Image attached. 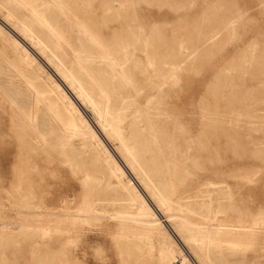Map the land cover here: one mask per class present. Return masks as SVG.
I'll return each instance as SVG.
<instances>
[{"label":"rangeland","instance_id":"rangeland-1","mask_svg":"<svg viewBox=\"0 0 264 264\" xmlns=\"http://www.w3.org/2000/svg\"><path fill=\"white\" fill-rule=\"evenodd\" d=\"M65 1L70 12L64 16L38 9L63 38L64 65L72 69L76 54L96 55L72 24L81 18L132 73L134 86L122 87L99 62L89 64L91 76L123 103L121 132L134 149L147 151L141 164L152 166L159 157L157 164L169 167L165 173L180 174L156 181L184 182L182 188L207 181L234 187L237 214L260 219L263 233L246 256L224 251V260L264 264V0ZM0 4V17H8L11 5ZM13 55L0 37V264H166L156 233L151 243L119 238L118 220L103 212H131L129 198L119 192L117 180L95 173L105 170L83 152L81 140L69 139L36 103L26 66L13 71L4 64ZM150 98L159 115L141 122L136 110L145 111ZM81 108L91 120L90 108ZM167 112L172 116H164ZM29 115L49 141L47 153L24 129ZM150 123L158 131L155 144L149 142ZM138 134L145 144L137 142ZM108 144L120 147L115 139ZM91 206L98 211L90 213ZM162 224L181 248L172 227ZM178 256L175 264H182Z\"/></svg>","mask_w":264,"mask_h":264},{"label":"bare ground","instance_id":"bare-ground-1","mask_svg":"<svg viewBox=\"0 0 264 264\" xmlns=\"http://www.w3.org/2000/svg\"><path fill=\"white\" fill-rule=\"evenodd\" d=\"M36 1L41 3L37 4ZM6 2L11 5L12 11L8 12V17H0V37L9 43L14 55L10 61L4 58L3 62L13 71L21 69L22 64L26 66L29 70L26 85L34 90L36 103L44 105L52 122L69 139L81 140L83 152L89 153L93 164L105 170L95 173L101 172L105 177L117 180L119 192L129 198L131 212H103L107 218L118 220L119 238L151 243L152 236L156 233L160 254L166 264H175L178 254L182 264H227L224 251L241 252L245 255L247 250L253 249L260 242L263 233L262 221L246 220L243 218V211L237 214L239 211L235 204L234 187L224 182L207 181L197 182L198 188H182L180 185L184 182L156 181L165 179V175L178 177L180 174L165 173L164 170L169 167L157 164L159 157H153L152 161L156 164L152 166L144 167L141 164L145 159L143 153L147 151L134 149L121 132V123L125 121L126 116L123 103L119 105L117 96L91 76L89 64L99 62L106 68V74L122 87L134 86L132 73L123 69L111 53L110 47H106L81 18H76L72 24L97 51L96 55L76 54L72 69L64 65L59 53L63 38L43 11L53 9L57 14L64 16L70 12L65 0ZM40 7L44 9L42 12H38ZM2 9L0 4V12ZM28 46L36 51V56L33 55L34 52L30 53ZM43 66L52 72L56 80L53 76H46ZM41 85L44 90H41ZM48 97L51 98L50 102L46 101ZM124 104L126 105V102ZM146 105L145 111L136 110L135 116L141 122L152 121L153 115L156 114L152 98ZM11 106L17 112L18 107L14 101ZM81 106L90 108L92 121L84 114ZM165 115L172 116L168 112L164 113ZM27 118L23 123L25 131L33 138L32 143L47 153L50 145L46 135L36 129L34 115ZM148 129L149 142L157 143L158 131L155 126L150 123ZM113 139L120 143L119 148L109 146L108 143ZM137 142L141 145L146 143L141 134H138ZM210 142V139L200 140V143L206 145ZM128 174L132 178L128 177ZM213 176L217 178V172ZM176 194L180 196L175 201L172 196ZM151 202L162 212L163 222L172 227L175 238H180L181 248H177L172 241L174 238H170L166 233L160 217L156 218L157 214ZM91 207L90 213L98 211ZM88 216L95 222L101 219L94 215Z\"/></svg>","mask_w":264,"mask_h":264}]
</instances>
